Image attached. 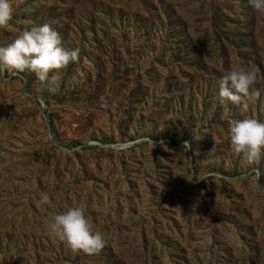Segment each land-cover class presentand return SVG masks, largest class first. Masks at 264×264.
Listing matches in <instances>:
<instances>
[{
  "label": "rangeland",
  "instance_id": "rangeland-1",
  "mask_svg": "<svg viewBox=\"0 0 264 264\" xmlns=\"http://www.w3.org/2000/svg\"><path fill=\"white\" fill-rule=\"evenodd\" d=\"M11 3L0 47L47 23L80 59L55 91L0 77V264H264V157L257 180L228 131L264 122V14L248 0ZM233 65L259 69L246 110L220 103ZM73 206L103 235L98 254L48 235Z\"/></svg>",
  "mask_w": 264,
  "mask_h": 264
},
{
  "label": "clouds",
  "instance_id": "clouds-1",
  "mask_svg": "<svg viewBox=\"0 0 264 264\" xmlns=\"http://www.w3.org/2000/svg\"><path fill=\"white\" fill-rule=\"evenodd\" d=\"M248 4L254 11L264 14V0H248ZM12 17L11 0H0V29H7ZM79 59L80 48L63 47L60 34L45 23L24 29L7 47H0V77L29 71L35 73L40 82L46 83L50 91H55L61 80L60 71L70 63H78ZM258 73L256 68L231 66L219 82L220 103L228 101L246 110L249 102L259 101L261 92L254 87ZM228 131L233 153L257 166L258 180L261 175L258 166L264 157V122L256 118L234 120ZM254 187L264 190L259 183ZM39 203L50 206L52 201L47 193H41ZM45 226L51 238L66 243L73 253L94 255L106 245L84 207H67L65 211L48 217Z\"/></svg>",
  "mask_w": 264,
  "mask_h": 264
},
{
  "label": "trees",
  "instance_id": "trees-1",
  "mask_svg": "<svg viewBox=\"0 0 264 264\" xmlns=\"http://www.w3.org/2000/svg\"><path fill=\"white\" fill-rule=\"evenodd\" d=\"M173 24V23H172ZM174 31V30H173Z\"/></svg>",
  "mask_w": 264,
  "mask_h": 264
}]
</instances>
